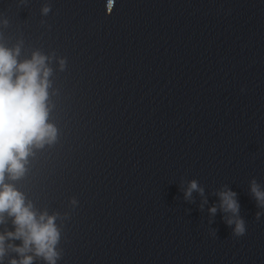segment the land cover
Wrapping results in <instances>:
<instances>
[{
  "label": "water",
  "instance_id": "1",
  "mask_svg": "<svg viewBox=\"0 0 264 264\" xmlns=\"http://www.w3.org/2000/svg\"><path fill=\"white\" fill-rule=\"evenodd\" d=\"M44 7L50 11L45 15ZM0 44L19 48L18 61L39 52L48 57V123L57 129L56 139L43 147H33L26 172L17 180L5 178L31 202L33 210L55 215L60 233L56 264H81L84 216V123L82 78L73 0H0ZM64 61L61 68L60 61ZM15 231L5 214L0 234L6 236L5 255L0 264L19 261L14 250L19 239L7 238ZM33 264H47L34 252Z\"/></svg>",
  "mask_w": 264,
  "mask_h": 264
},
{
  "label": "clouds",
  "instance_id": "2",
  "mask_svg": "<svg viewBox=\"0 0 264 264\" xmlns=\"http://www.w3.org/2000/svg\"><path fill=\"white\" fill-rule=\"evenodd\" d=\"M114 0H108L107 9L111 12ZM50 11L42 9L43 14ZM19 48L8 49L0 44V224L5 222V214L12 218L15 231L8 232L7 238L19 239L22 246L14 250L21 256L19 261L11 264H33L34 252L42 257L47 264H56L58 253L56 245L60 238L55 223V215L47 212L37 214L31 202L11 183H6V175L11 180H17L26 172V163L33 147L40 148L46 143H52L57 136V129L48 123L49 109L47 107L49 76L51 69L46 66L48 57L39 52L33 53L31 59L18 61ZM61 68L64 61H60ZM193 191L203 195V189L197 181L189 182L185 190V199L192 196ZM251 191L258 206L264 207V191L253 180ZM221 207L238 217L239 204L236 193L227 190L219 193ZM216 212V208L209 210ZM260 213H257L259 218ZM229 225L233 220H228ZM246 233L243 219L235 220L234 235L243 236ZM4 234H0V261L5 255Z\"/></svg>",
  "mask_w": 264,
  "mask_h": 264
}]
</instances>
